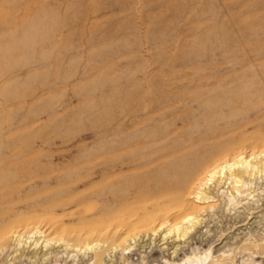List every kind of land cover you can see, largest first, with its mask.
<instances>
[{
	"label": "rangeland",
	"instance_id": "374dc122",
	"mask_svg": "<svg viewBox=\"0 0 264 264\" xmlns=\"http://www.w3.org/2000/svg\"><path fill=\"white\" fill-rule=\"evenodd\" d=\"M263 156L264 0H0V264H264Z\"/></svg>",
	"mask_w": 264,
	"mask_h": 264
},
{
	"label": "bare ground",
	"instance_id": "6f19581e",
	"mask_svg": "<svg viewBox=\"0 0 264 264\" xmlns=\"http://www.w3.org/2000/svg\"><path fill=\"white\" fill-rule=\"evenodd\" d=\"M264 157V156H263ZM236 159V158H235ZM238 160L240 161L241 160V157H240V159L238 158ZM245 160V159H244ZM235 161V160H234ZM239 161H237V162H239ZM242 161V160H241ZM234 163V162H233ZM233 163H224L223 162V165H219V166H217V167H215L214 169H212V170H210V171H208V173H207V178H214V176L217 174V175H219L218 173L220 172L221 173V169L223 168V166H225L226 167V174H227V177H229L232 181H233V183H235V185L237 184L236 182H238V185H239V182H240V180H239V176H241L242 177V175H243V171H246V170H248V168H246L249 164H248V162L247 161H244L243 163H245V165L246 166H243L242 168H239V170L237 169V170H234V169H232L230 166H231V164H233ZM259 163V162H258ZM131 165L133 164V163H130ZM139 164V163H138ZM242 165V164H241ZM127 165H124V166H122L120 169L122 170L123 168H125ZM132 166H134V167H136L137 166V163H135V164H133ZM138 166H140V164L138 165ZM233 166V165H232ZM224 167V168H225ZM213 168V167H212ZM224 168H223V170H224ZM251 168H252V170H254V168H255V166L254 165H250V171H251ZM256 169V168H255ZM256 170H258V169H256ZM248 172V174H250L251 172ZM223 172V171H222ZM216 173V174H215ZM242 175H241V174ZM143 174V173H142ZM225 174V173H224ZM225 174V175H226ZM240 174V175H239ZM252 174V173H251ZM123 175V174H122ZM119 176V180L118 181H116V182H114L113 183V185H111L112 186V188H121L120 190L118 189V191H120L119 193H121V195H120V197H124L125 198V196L126 195H130L133 191H135V188L136 187H138V185L140 184V180L141 179H143L144 177V175H141V174H129L128 176ZM216 175V176H217ZM126 177H128V178H131V179H133V181H134V184L132 185V186H127V184L126 183H123V180H127V178ZM220 177H223V175H221ZM225 177V176H224ZM218 178V177H217ZM216 178V179H217ZM222 179V178H221ZM225 179H226V177H225ZM207 180V179H206ZM209 180V179H208ZM212 180V179H211ZM219 180H220V178H219ZM223 180V179H222ZM221 180V181H222ZM206 182V181H205ZM204 182V183H205ZM215 182H216V180H215ZM220 182V181H219ZM204 183H203V185H204ZM219 184V183H218ZM240 184H242V183H240ZM140 185H142V184H140ZM109 187V186H108ZM204 187V186H203ZM201 189H202V187H200ZM115 190H117V189H115ZM139 192V191H138ZM198 193H196V196H198V197H203V198H205V196H204V192H203V190H200L199 189V191H197ZM112 193V192H111ZM134 194H135V192H134ZM139 194V193H138ZM117 196V195H116ZM111 197V196H110ZM113 197H115V196H113ZM133 197H135V198H137L138 199V201L139 200H142L143 199V194L141 195V193L139 194V195H134ZM127 198V197H126ZM200 199V198H199ZM130 217H132V216H129V217H126L127 218V220L128 219H130ZM195 219V217H192V216H190V215H187V216H185V217H183L182 219H181V221L180 222H176V223H173L172 224V226H170L169 228H168V230H167V232H169L170 230L171 231H174V235L177 237V236H184V234H186L187 233V231L189 230L188 228H191V226H192V224L194 223V220ZM138 220V219H137ZM193 221V222H192ZM196 221V220H195ZM183 222H184V224H183ZM198 222V221H197ZM44 223V222H43ZM136 223L137 222H130V221H124L123 222V224H119V226L120 227H122V229H124V232H126V233H129V232H131L134 228H136L137 226H136ZM117 225V224H116ZM138 225V224H137ZM139 225H141V224H139ZM108 226V225H107ZM114 226H112V228H113ZM101 228V227H100ZM188 229V230H187ZM100 233V232H99ZM173 251H174V249H173Z\"/></svg>",
	"mask_w": 264,
	"mask_h": 264
}]
</instances>
